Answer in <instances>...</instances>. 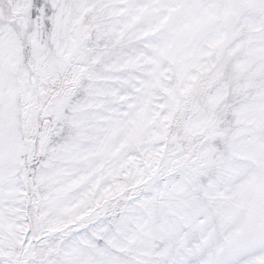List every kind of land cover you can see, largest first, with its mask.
Listing matches in <instances>:
<instances>
[{
	"label": "snow or ice",
	"instance_id": "6c2138e0",
	"mask_svg": "<svg viewBox=\"0 0 264 264\" xmlns=\"http://www.w3.org/2000/svg\"><path fill=\"white\" fill-rule=\"evenodd\" d=\"M0 264H264V0H0Z\"/></svg>",
	"mask_w": 264,
	"mask_h": 264
}]
</instances>
